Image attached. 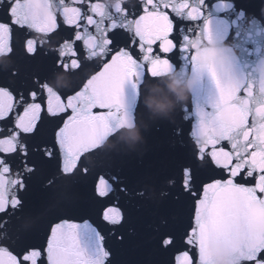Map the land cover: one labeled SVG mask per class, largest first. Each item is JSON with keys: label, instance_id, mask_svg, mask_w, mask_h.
I'll return each mask as SVG.
<instances>
[{"label": "snow or ice", "instance_id": "6c2138e0", "mask_svg": "<svg viewBox=\"0 0 264 264\" xmlns=\"http://www.w3.org/2000/svg\"><path fill=\"white\" fill-rule=\"evenodd\" d=\"M83 2L71 0L74 4ZM7 3L8 20L0 21V52L12 51L14 28L34 30L46 36L53 33L59 27L57 13H60L64 23L72 28L73 36L58 50L56 66L65 71H77L88 59L103 61L101 70L88 76L79 89L63 98L59 91L50 89L47 82L39 84V91H31L27 100L23 95L17 99L10 90L0 87V121H6L13 116L16 107L23 105L22 114L14 115L11 135L0 139V151L4 153H16L19 149L20 155L26 157L25 137L38 132L41 113L56 117L71 110L67 120L58 127L53 146L43 149L49 159L62 154L60 173L68 178L86 174L89 155L102 152L105 139L121 123L132 120L145 81L156 80L174 70L172 57L165 54L182 53L192 71L202 74L205 67L197 44L214 39L210 20L204 21L200 31L180 26L185 20L201 21L206 0H198L197 4L190 0H142L139 6L142 14L138 18H130L136 14L130 13L127 3L106 8L102 3L91 2L87 11L71 6L65 0H7ZM168 9L178 18L177 23L170 17ZM182 29L190 34L181 36ZM118 31H124L128 36L124 45L115 39ZM77 42L84 51L83 61ZM37 48L34 38H26L28 54L34 55ZM207 53L204 49L203 54ZM68 56L71 58L65 59ZM208 75L215 82L218 96L211 110L198 109L195 136L199 147L194 160L203 165L207 159L208 163L226 171L227 176L205 181L197 189L196 168L192 163L182 168V188L195 198L193 224L185 233L184 242L196 251L194 254L188 250L179 252L177 264H212L208 241L213 239L223 240L240 264H264V228H253L248 217L254 203H264V104H253L255 82L237 80L231 72L221 74L214 68ZM126 85H130L134 93L130 101L126 99ZM259 92L264 94V86ZM38 100L46 103L42 105ZM228 104H235L236 110L227 122L217 123L218 114ZM96 108L106 111L94 113ZM250 117L253 119L251 125ZM221 141H228L232 150L217 148ZM209 145L212 146L210 149ZM22 163L23 171L17 178L9 180L5 174L10 172L11 165L0 159V228L10 223L11 216L23 211V198L17 197L15 192L11 197L8 195L10 188L26 190L25 177L35 171V166L26 160ZM254 174H258L254 186L236 179L245 180ZM114 181L118 182V178ZM54 182L50 180L46 186L50 187ZM113 191V184L100 177L95 190L97 197L108 198ZM123 219L117 205L104 207V222L119 225ZM104 241L105 236L91 222L60 218L49 229L44 249L46 262L109 264L111 254ZM163 244L172 245L173 239L167 238ZM40 257V250L25 249L13 254L8 247L0 246V264H37Z\"/></svg>", "mask_w": 264, "mask_h": 264}, {"label": "water", "instance_id": "95a60500", "mask_svg": "<svg viewBox=\"0 0 264 264\" xmlns=\"http://www.w3.org/2000/svg\"><path fill=\"white\" fill-rule=\"evenodd\" d=\"M91 2L105 4L106 0H84L79 4L65 0L71 6L81 7L82 11H87V5ZM190 2L197 4L198 0ZM126 3L130 13L136 14L130 18H138L142 14L139 9L142 0H128ZM7 8V0L0 2V21L8 20ZM167 11L177 23L175 14L170 9ZM203 11L205 15L201 21L185 20L180 26L200 31L204 21L210 20L214 39L202 44H230L236 49L239 59L233 61L227 71L217 70L215 65L206 66L201 62L205 67L201 74L192 71L182 53L165 54L172 57L174 70L170 72L178 78L199 76V82L187 104L177 108L170 118L157 116L145 103L148 96L163 101L170 95L167 78L148 80L143 85L132 120L121 123L105 139L102 152L89 155V171L86 174L73 178L62 176V154L49 159L43 151L53 146L56 131L67 120L71 110L56 117L41 113L38 132L25 137L26 157L20 155L19 149L16 153L0 151V159H5L11 165L10 172L5 174L9 180L17 178V174L23 171L22 161L26 160L29 165L35 166L30 177H25L26 190L9 189V197L15 192L17 197L23 198L24 208L22 212L11 216L9 224L0 228V246L8 247L13 254L25 249L40 250L41 257L37 264H47L44 249L49 229L63 218L72 222L87 220L96 226L105 236V247L111 254L109 264H177L179 252L188 250L190 254L195 253L196 249L186 246L184 242L185 233L193 224L195 198L187 195L182 188V168L189 163L196 168L197 189L205 181L227 176L226 171L208 163L207 159L203 165L194 160L199 147L195 136L199 122L198 109L211 110L218 96L215 82L208 71L214 68L221 74L231 72L237 80L256 83L254 69L258 61L264 58V0H206ZM57 23L59 27L47 36L34 30L14 28L12 51L0 52V87L10 90L17 99L23 95L27 100L29 93L39 91V84L44 82L48 83L50 89L59 91L63 98L79 89L88 76L101 70L103 61L97 58L88 59L82 69L77 71H65L56 66L58 50L65 40L73 36L72 28L64 23L60 13H57ZM185 34L190 33L182 29L181 36ZM26 38L37 41L38 48L34 55L25 50ZM115 39L118 44L124 45L128 36L124 31H118ZM76 47L83 61L84 51L79 42ZM133 94L131 86L126 85V99L130 101ZM241 95L244 93L241 92ZM38 102L42 105L46 103L45 100ZM253 104H264V94L259 92L258 87ZM22 111L23 105H20L15 108L13 116L0 121V139L11 135L14 115L22 114ZM103 111L106 109H93L94 113ZM222 111L223 108L218 116ZM252 123L250 117L249 124ZM137 133L139 139L134 138ZM211 147L209 145L208 149ZM216 147L232 150L228 141H221ZM100 177L113 184L114 191L108 198H98L95 194ZM114 178H118V182ZM257 178L258 174H254V177L245 180H241V177L236 179L254 186ZM50 180L55 182L48 187L46 183ZM108 204H115L122 210L124 219L121 224L110 225L102 220V211ZM167 238L173 239L172 245L163 244ZM214 244L231 250L223 240H209L208 252L212 264H216L212 248ZM233 258L236 260L234 254Z\"/></svg>", "mask_w": 264, "mask_h": 264}, {"label": "clouds", "instance_id": "9594fccd", "mask_svg": "<svg viewBox=\"0 0 264 264\" xmlns=\"http://www.w3.org/2000/svg\"><path fill=\"white\" fill-rule=\"evenodd\" d=\"M126 2H128V0H106L104 5L106 8H111L117 3L122 4ZM204 49L208 50L206 55L203 54ZM197 51L202 53L201 62L203 64L206 66L215 65L216 69L220 71L230 70L232 62L238 61L239 59L236 49L232 45L226 43H198ZM254 70L257 76L256 87L260 88L264 86V58L258 61ZM163 78H167L170 95L163 101L153 96H148L145 99V103L157 116L161 118H170L177 108L187 104L192 92L199 82V76L186 75L185 78L180 79L174 73L170 72L158 79ZM235 110V104L225 105L222 114L216 118L217 123L221 121L227 122L229 115ZM134 138L139 139V134L137 133ZM249 220L253 228H264V203L256 202L253 204ZM212 248L216 264H240L239 261L234 260L231 250L215 244Z\"/></svg>", "mask_w": 264, "mask_h": 264}]
</instances>
